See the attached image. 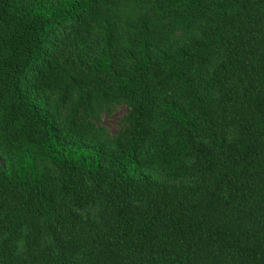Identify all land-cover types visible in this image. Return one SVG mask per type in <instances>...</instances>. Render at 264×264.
<instances>
[{"label": "trees", "instance_id": "trees-1", "mask_svg": "<svg viewBox=\"0 0 264 264\" xmlns=\"http://www.w3.org/2000/svg\"><path fill=\"white\" fill-rule=\"evenodd\" d=\"M0 264H264V0H0Z\"/></svg>", "mask_w": 264, "mask_h": 264}, {"label": "rangeland", "instance_id": "rangeland-1", "mask_svg": "<svg viewBox=\"0 0 264 264\" xmlns=\"http://www.w3.org/2000/svg\"><path fill=\"white\" fill-rule=\"evenodd\" d=\"M126 108L119 107L116 114L113 117H105L103 119V124L108 128V130L112 133H115L119 127V120L123 114H125Z\"/></svg>", "mask_w": 264, "mask_h": 264}]
</instances>
